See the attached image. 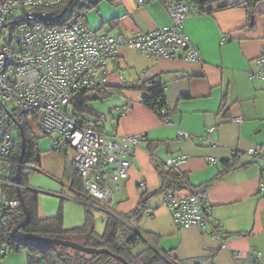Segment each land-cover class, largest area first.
<instances>
[{"label": "crops", "instance_id": "crops-1", "mask_svg": "<svg viewBox=\"0 0 264 264\" xmlns=\"http://www.w3.org/2000/svg\"><path fill=\"white\" fill-rule=\"evenodd\" d=\"M110 5L114 15L102 22V26L107 24L110 28L104 33L131 36L171 25L166 6L158 1L140 5L139 0H116ZM253 17L252 21L242 8L190 16L184 23V32L200 52L198 63L150 59L132 49H122L117 65L111 68L110 78H120L113 85L158 76L166 85L169 120L176 127L164 126L142 104V94L128 92L123 95L117 125L107 132L104 124L103 132L120 136L143 133L149 142L163 143L153 154L148 143L136 150L129 178L123 184L122 198L114 210L121 215L130 214L146 199L149 211L154 214L138 222L140 230L158 235L159 249L180 261L264 264V192H260L264 179V79L255 76L259 60L264 57V4ZM113 19H118L117 24H108ZM236 118H241L242 123H234ZM180 130L193 139L180 140ZM251 151H256L258 157H250ZM235 152L244 156L242 163L255 164L223 174V163L231 161ZM179 155L188 158L180 171L187 175L190 184L205 186L212 218L228 234L230 251L221 250L208 231L196 226L178 228L164 206V195L158 192L160 179L156 165ZM65 156L60 167L45 164L41 159L43 173L30 177L28 188L38 192L39 198L44 194L41 191L61 195L70 192L72 204L85 208L74 201L75 193L64 183L66 163L72 161L73 154L67 151ZM212 159L217 162L212 164ZM73 209L69 218L78 222L75 227H79L83 218L85 221V212ZM46 212L39 204L42 219L59 211L50 215ZM20 257V264H26V252Z\"/></svg>", "mask_w": 264, "mask_h": 264}, {"label": "built area", "instance_id": "built-area-1", "mask_svg": "<svg viewBox=\"0 0 264 264\" xmlns=\"http://www.w3.org/2000/svg\"><path fill=\"white\" fill-rule=\"evenodd\" d=\"M63 1L0 0V160L4 162L0 171V210L22 209L19 199L7 200L3 193L7 186L22 189L12 178L19 164L16 158L21 155V124L17 119L29 113L43 135L56 136L57 151L72 152L74 168L83 180L87 196L86 200L74 201L105 216L111 215L140 233L137 222L125 219L114 208L122 198L136 150L148 141V136H120L84 127L72 118L68 106L80 90L109 83L111 68L117 65L122 49H132L156 60L200 62V52L184 32V23L192 13L185 3L168 0L166 9L171 25L131 36L92 31L82 24L64 29L39 24L49 9ZM145 2L139 0L140 5ZM259 66L255 76L264 79V57ZM233 122L242 123V119ZM162 123L176 127L169 118ZM178 138L188 140L193 136L180 130ZM249 156L257 158L258 153L251 151ZM187 160L179 155L166 161L165 166L178 172ZM260 192H264V179ZM164 206L178 228L196 226L208 231L221 250L230 251L225 230L212 218L206 190L168 192ZM146 216L152 217V213ZM3 254L5 251L0 248V255Z\"/></svg>", "mask_w": 264, "mask_h": 264}, {"label": "trees", "instance_id": "trees-1", "mask_svg": "<svg viewBox=\"0 0 264 264\" xmlns=\"http://www.w3.org/2000/svg\"><path fill=\"white\" fill-rule=\"evenodd\" d=\"M145 1H158L166 6L168 0ZM175 1L185 3L190 8L192 15H210L215 11L242 8L246 10L250 18L256 15L258 7L264 4V0H230V2H228L229 0ZM103 2L114 4L116 0H64L60 5L49 9L48 15L38 22L52 29H64L81 24L87 26L85 23L87 13L93 10L99 11V6ZM117 22L118 19H113L108 24L113 25ZM127 92L142 94V104L157 115L162 122L169 118L170 111L166 102V85L159 76L148 80L123 82L120 85L108 83L105 86L84 88L72 97L68 111H70L72 118L84 127L103 132V115L93 109L91 104L112 96H123ZM28 116L29 113H26L19 115L17 119L24 128L26 137V156L20 174V185L22 186V195L27 207L28 217L22 209L10 210L4 208L0 210V248L5 251V254L0 255V262L10 253L26 252V264H39L41 261L47 264H124L113 255L123 258L128 264H203L204 261L201 260L184 262L171 258L168 252L159 249L161 239L158 235L143 233L140 228V233L134 232L111 215L105 216V230L103 234H99L96 231L94 213L87 206H85V221L79 227H65L62 209L53 217L40 218L39 193L28 188L30 177L43 173L41 157L37 153L40 137L35 135ZM46 136L49 135H44V137ZM146 143H148V148L152 151V154L156 148L163 144L149 141ZM51 150L57 151L55 147ZM59 152L66 153V151ZM243 157V155L235 152L231 161L223 163L224 171L222 173L226 174L237 169H246L255 164L254 162L242 163ZM16 159L19 163L20 156ZM156 166L160 179L158 192L163 195L168 192L205 190V186L193 187L186 174L167 168L165 163ZM16 170L17 166L15 167ZM15 176L16 172L12 177L13 180H15ZM63 179L75 193L76 199H87L83 180L78 177L72 161H67ZM3 194L7 200H18L17 188L14 186L5 187ZM149 210L147 200L142 199L130 214L120 215L125 219L138 223L150 212ZM16 228H19V230L16 238H14L12 233ZM226 235L228 237L227 233ZM238 235L246 236L244 233ZM35 237L70 241L92 249L108 250L112 255L106 253L86 254L66 246L28 240ZM22 239L27 240L23 241Z\"/></svg>", "mask_w": 264, "mask_h": 264}, {"label": "rangeland", "instance_id": "rangeland-1", "mask_svg": "<svg viewBox=\"0 0 264 264\" xmlns=\"http://www.w3.org/2000/svg\"><path fill=\"white\" fill-rule=\"evenodd\" d=\"M230 2V0L228 1ZM116 10V9H115ZM114 8L107 2H103L100 4V11H89L87 13L85 23L88 28H90L92 31H99V32H106L110 30L109 26L107 24L102 26V22L107 19V17H110L113 14ZM112 17V16H111ZM110 19V18H109ZM151 59V58H150ZM118 78H110L109 83L117 84L119 82ZM128 93V92H127ZM131 94H137V92H130ZM124 97L120 95L112 96L109 98H106L102 101L93 102L91 104V107L95 109L97 112L100 113V115L104 116V124L105 129L107 132H111L112 127L117 125V115H119L120 107L124 103ZM113 112V114H112ZM30 120V126L33 129L36 136L40 137L39 143H38V149L37 153L43 160V163L47 164L48 162L53 164V167H60L61 164L63 165V162L66 160L65 153H60L59 151H52L51 149L54 147V141L56 140V136H46L42 134V132L38 129V123L33 117L29 118ZM4 167V162L0 160V171ZM46 169V167H45ZM58 173V172H57ZM66 185L68 183L64 181ZM44 192L39 198V204L44 208L47 212V215H50L52 213H57L59 209L62 207V211L64 214V223L65 227L72 228L77 225L78 222H75L74 220H70L71 214L74 212V209H79L82 212H85L84 207H80L79 205L72 204V194L70 192L65 193V195L54 193L53 191H41ZM95 218H96V231L99 234H103L105 230V221H103V213H100L98 211H94ZM82 225L84 223L83 221L80 222ZM141 249V247H140ZM21 253H10L8 254L5 259H3V264H20L19 260L21 259ZM15 261H12V260ZM39 264H47L44 261H41Z\"/></svg>", "mask_w": 264, "mask_h": 264}, {"label": "water", "instance_id": "water-1", "mask_svg": "<svg viewBox=\"0 0 264 264\" xmlns=\"http://www.w3.org/2000/svg\"><path fill=\"white\" fill-rule=\"evenodd\" d=\"M251 20L253 21L254 17H251ZM19 130H20V135H21V155H20V160H19V164L17 167L16 178H15V182L18 185H20V174H21L23 162H24V159L26 156V137H25V133H24V128L21 125H19ZM17 195H18V199L21 203L22 210L27 215V207L25 205L24 198L22 195V189L20 187H17ZM27 217H28V215H27ZM18 230H19V228H16L13 231L12 235L14 238H16V234H17ZM22 240L26 241L27 239H22ZM28 240L33 241V242H45V243L53 244V245H57V246H66L68 248L78 250L80 252H84L86 254H103V253L111 254L108 250L92 249V248H88V247H85V246L80 245L78 243H74V242H70V241H62V240H57V239L40 238V237H35V238L28 239ZM113 257L117 258L119 261H121L124 264H128L123 258H120V257L115 256V255H113Z\"/></svg>", "mask_w": 264, "mask_h": 264}]
</instances>
